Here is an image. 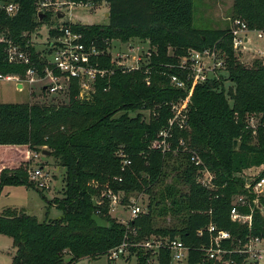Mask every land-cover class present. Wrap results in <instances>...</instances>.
Segmentation results:
<instances>
[{"label": "trees", "instance_id": "16d2710c", "mask_svg": "<svg viewBox=\"0 0 264 264\" xmlns=\"http://www.w3.org/2000/svg\"><path fill=\"white\" fill-rule=\"evenodd\" d=\"M105 1L109 6L107 25H63L82 33L86 41L94 42L106 53L114 39L123 43L134 39L149 42L150 74L147 76L143 69L118 71L110 81H99L96 94L89 100L81 99L74 85L68 104L63 106L0 104V148L41 153L47 147L66 170L64 198L57 205L63 213L60 219L40 222L23 209L8 208L0 215V234L13 240L14 264L96 260L109 256L111 250L125 242L128 250L137 255V264H150V252L141 244L152 237L183 241L190 247L187 264H219L207 260L203 248L209 246L211 237L207 231L200 236V230L214 224L235 237L249 233L264 236V218L258 211L252 231L230 219L233 197L244 192V182L236 175L264 166V135H258L252 146L251 135L243 128L247 115H264V63L255 61L251 70L241 66L236 61L229 29L195 28L193 0ZM3 2L17 4L19 9L10 16L0 8V74L25 79L27 67L8 61L7 45L1 39H9L28 51L41 70L44 62L31 45V35L51 24L52 13L40 11L41 0ZM233 9L236 18L244 20L251 31H264V0H234ZM52 28L49 32L54 36L58 31ZM170 48L173 56L168 54ZM213 48L226 53L228 80L234 86L227 90L217 80L197 85L189 100L188 127L181 129L177 125L173 131L171 144L176 153L152 148L172 116L171 101L188 98L186 91L170 85L169 76L179 71L162 66L175 67L178 58L189 57L194 50ZM110 62V54H105L102 64L110 66ZM159 104L162 106L156 109L157 115L147 122L141 111ZM180 139H185L216 174L218 192L200 185L198 168L189 154L177 148ZM120 151L132 161L126 172L121 170ZM30 171L25 158L18 159L15 166L1 160L0 196L6 186L36 188L30 181ZM109 193L122 194L125 205H129L131 195L145 194L150 199L148 211L128 225L118 223L110 214ZM93 215L107 220L110 227L99 228ZM169 216L175 225L160 226L158 218ZM157 261L170 264L169 249H161ZM237 261L240 264L242 258Z\"/></svg>", "mask_w": 264, "mask_h": 264}, {"label": "built area", "instance_id": "2783aa9c", "mask_svg": "<svg viewBox=\"0 0 264 264\" xmlns=\"http://www.w3.org/2000/svg\"><path fill=\"white\" fill-rule=\"evenodd\" d=\"M55 1L56 0H41L40 11L43 12L44 8L48 9ZM71 5L73 4L71 3ZM1 8H4L10 16L15 15L19 9L18 5L14 3L5 4ZM57 16H59V14H57ZM231 23L230 33L233 37V47L238 52L247 51L248 44L251 42L249 34L257 33L259 39H264V31H251L247 23L242 19H231ZM52 29L58 31L57 34H59V37L50 48L47 56H41L44 62V67L41 70H39L38 65L35 64L28 51L14 44L11 40L2 38L1 42L7 45L6 54L8 61L11 64L26 66L27 71L25 79H21L18 75L0 74V81L14 82L17 84V88L19 84L23 85V82H27L31 85L38 83L42 85V91L54 95H70L72 87L75 85L78 89L79 97L83 100H89L96 94L98 82L103 80L110 81L118 71L131 73L143 69L147 76L150 74V69H148L149 65L141 67L131 66L126 64V62H118L119 64L111 62L110 66H105L102 64V58L105 54H110L111 47L106 53L104 50L99 49L94 42L86 41L82 33L74 32L71 28L65 27L63 24L61 26H54ZM149 51H151L150 48ZM210 55H213L212 58L214 60L215 69L225 68V54L224 60L219 64L216 62V54L213 52V49L204 51L194 50L189 54V57L182 58L184 65L191 63L197 65L198 73L194 81L187 84L176 74L170 77V82L175 88L186 91L188 93V98L183 105L180 103L173 104L171 107L173 114L168 121V125L165 127L164 131L160 132L159 139L153 148L159 149L164 153L171 151L176 153L177 149L173 150V145L171 144L173 131L177 125L181 129L188 127V120L186 121V125H182L180 124V118L185 112V109L187 112L189 111V100L193 89L197 85L208 82L209 80H216L206 75L204 72L206 66L200 63L202 58ZM148 56L152 57V51L148 52ZM121 58L126 60L127 56H122ZM116 64L117 66L115 67ZM146 82L150 85V77L146 78ZM183 106H185V108H183ZM245 121H247L249 126L255 129L256 136L261 133L264 135L263 114L251 113L246 116ZM177 148H182V152L189 154L190 161L198 168V182L200 185L211 192H218L219 186L216 183V174L205 165L199 153L190 149L185 139H180ZM118 156L122 158L121 170L122 172H126L127 168L132 165V161L122 151L119 152ZM263 171L264 166L250 169L247 172H240L236 175L244 182V192L236 194L233 197L230 219L233 223L243 226L249 231H252L254 227V214L257 211L260 213L261 217L264 218ZM30 178L38 182V188L40 190L50 188L48 183L51 178L44 168L39 167L31 169ZM107 197L111 201V208L119 204V195L109 193ZM216 197L218 198V195H216ZM129 206L131 207L130 220L136 219L144 212L141 207L136 204ZM246 209L249 211L247 212ZM126 225H128V223ZM205 231H207L211 237L209 246L203 248L207 260L219 264H237V259L242 258L240 264H264V236H256L249 233L241 238L235 237L232 232L220 229L214 224L209 225L206 230H200L199 235H204ZM141 246L148 251L154 250L157 254L160 253V250L163 248L169 249L171 255L170 264L187 262L190 252V247L186 246L179 238L161 240L152 237L141 244ZM128 247L129 244L125 242L120 247L111 250L109 252V257L112 260H118L128 251Z\"/></svg>", "mask_w": 264, "mask_h": 264}, {"label": "rangeland", "instance_id": "374dc122", "mask_svg": "<svg viewBox=\"0 0 264 264\" xmlns=\"http://www.w3.org/2000/svg\"><path fill=\"white\" fill-rule=\"evenodd\" d=\"M4 0H0V8L5 5ZM69 0H56L55 3L48 9L44 8L43 13L51 12V24L44 25L39 28L35 33L31 35V45L35 48L41 56H47L50 48L54 45L56 39H58L59 34L54 36L50 35V27L61 26L63 23L70 24H88V25H107L109 23L108 13L109 7L105 0H89L90 3L75 4L71 5ZM234 0H193L194 6V27L198 29H229L232 26L231 19H235L237 16L234 15ZM63 15V18L59 16ZM65 15V16H64ZM251 39L250 44H248L247 51L238 52L235 51L236 61L245 67L246 69H253L254 62L259 60L264 63V39H259L257 33L249 34ZM150 45L148 42L141 40H131L130 42L123 43L120 40L114 39L111 43V62H126L131 66H141L145 67L150 64L151 57L148 56ZM234 48V47H233ZM173 48L169 49L168 54L173 56ZM213 52L216 54V62L219 64L224 60V54L226 53L222 49L213 48ZM127 56L124 60L121 57ZM213 55L205 56L200 61L201 64H205V73L211 78H215L217 81H221L229 90L230 87L234 86L228 80L227 66L225 68H214ZM110 62V63H111ZM115 65V67L117 66ZM224 65V64H223ZM166 69L172 70L177 69L179 78L190 84L194 81L197 71V65L186 64L184 65L183 59L178 58L176 65L169 64ZM184 67V68H183ZM215 69V70H214ZM170 73V72H169ZM174 74L169 76V79ZM23 89H18L17 84L14 82L0 81V104H33V105H48V106H63L67 105L70 99L68 94H49L42 91V85L35 83L33 85L23 82ZM170 85L175 88V86L170 82ZM186 99H173L169 104L170 107L174 103H180L183 105ZM162 104L154 106L151 110L141 111L147 122H150L153 116L157 115V110ZM185 108V106H183ZM154 109V110H153ZM157 109V110H156ZM133 113L132 115H135ZM173 111L171 109V115ZM189 111L181 115L180 124L186 125V121L189 120ZM244 130L250 133L251 141L249 143L254 146L257 143V134H255V129L249 126L247 121L244 120ZM252 127V128H251ZM165 127L160 130L164 131ZM158 134V137L160 135ZM238 140H241L239 138ZM157 143L154 140L153 146ZM171 148V147H170ZM41 150H48L47 147H43ZM51 152V151H50ZM16 154V155H13ZM25 158L30 164V170L42 167L50 175V181L48 186L50 188L38 191V182L30 178V181L35 185L36 188L21 186H6L0 196V215L5 209L13 208L24 210L29 215L37 217L40 222L46 220L60 219L63 215L62 211L57 208V205L61 199L64 198V187L65 181L64 177L66 170L60 165L57 158L51 156H45L34 150L16 148V150L8 148H0V161H8L10 166L17 165L18 159ZM167 182H171V178H168ZM39 189V188H38ZM123 195H119V204L111 208L110 214L112 218L121 224L126 225L131 217V207L129 205H138L144 212L148 211V205L150 199L145 194H134L130 196L129 205L122 203ZM99 204L101 202L99 201ZM172 218L169 216L167 218H158L160 226H173ZM172 224V225H171ZM13 240L12 238L0 234V264H14L13 263ZM138 247V245H137ZM144 250H147L141 247ZM150 252V264H158V256L154 250ZM138 257L136 254H132L129 250L118 260H112L108 255L102 256L99 259H83L75 264H137ZM181 264H187V262H182Z\"/></svg>", "mask_w": 264, "mask_h": 264}, {"label": "water", "instance_id": "95a60500", "mask_svg": "<svg viewBox=\"0 0 264 264\" xmlns=\"http://www.w3.org/2000/svg\"><path fill=\"white\" fill-rule=\"evenodd\" d=\"M108 16H109V14H108ZM59 18H63V16H59ZM22 88H23V85H22V84H19V85H18V89H22ZM50 153H51V152L48 151V150H43V151H42V154L45 155V156H49ZM260 207H261V206H260ZM92 220H93V221L96 223V225H97L99 228H101V229H108V228L110 227V223H109L107 220L101 218L99 215H93Z\"/></svg>", "mask_w": 264, "mask_h": 264}, {"label": "crops", "instance_id": "0c3cea01", "mask_svg": "<svg viewBox=\"0 0 264 264\" xmlns=\"http://www.w3.org/2000/svg\"><path fill=\"white\" fill-rule=\"evenodd\" d=\"M108 5V4H107ZM109 7V6H108ZM109 11V10H108ZM109 14V13H108ZM138 40V39H137ZM149 43V42H148ZM149 45H150V43H149Z\"/></svg>", "mask_w": 264, "mask_h": 264}]
</instances>
